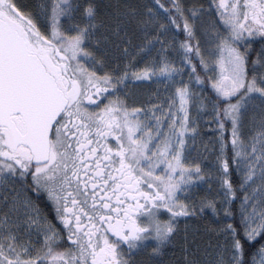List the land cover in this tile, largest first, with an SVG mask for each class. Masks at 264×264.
<instances>
[{"label": "snow or ice", "instance_id": "1", "mask_svg": "<svg viewBox=\"0 0 264 264\" xmlns=\"http://www.w3.org/2000/svg\"><path fill=\"white\" fill-rule=\"evenodd\" d=\"M0 264H264V0H0Z\"/></svg>", "mask_w": 264, "mask_h": 264}, {"label": "trees", "instance_id": "2", "mask_svg": "<svg viewBox=\"0 0 264 264\" xmlns=\"http://www.w3.org/2000/svg\"><path fill=\"white\" fill-rule=\"evenodd\" d=\"M27 3H34L35 0H26ZM103 3H108V0H102ZM204 127L200 128V132H204ZM207 189V185H204L203 188L200 190L201 194H204V191ZM238 206V204H237ZM41 207L42 211L49 217V218H54L55 214L52 211V208L50 205L47 204L45 200H41ZM210 215V213H209ZM189 224L192 226L193 230L190 232L189 231V241L191 243V247L193 251H196L195 248L196 246H205L208 241V237L204 234L203 232V226H204V221L203 220H196V219H191L189 221ZM182 226V225H181ZM183 227V226H182ZM177 242L183 243V232L180 234V236L177 237ZM200 244V245H199ZM173 252H179L178 247L177 248H170L167 255L163 258L165 260H169L168 256L172 254ZM175 257V256H174ZM142 256H138L137 259H142ZM172 259V258H171ZM170 259V260H171Z\"/></svg>", "mask_w": 264, "mask_h": 264}, {"label": "rangeland", "instance_id": "3", "mask_svg": "<svg viewBox=\"0 0 264 264\" xmlns=\"http://www.w3.org/2000/svg\"><path fill=\"white\" fill-rule=\"evenodd\" d=\"M148 87H151V88H155V85H151V86H148ZM162 87V86H161ZM208 117L207 116H204V117H202V119L200 120V124H201V127H204L203 129H204V132H201V136L198 138V139H200V140H202L203 142H208L209 140H210V138H213L214 137V133L212 132V130H211V128H214L215 126L214 125H212V126H210L209 124H208ZM183 226V225H182ZM193 230V228H192V226L190 225V227H189V231L191 232ZM200 245V244H199ZM198 246V245H197ZM197 246H196V248H195V250L197 249ZM200 247V249L202 250L203 249V245L202 246H199ZM172 258V259H171ZM168 259L169 260H165V261H172V260H175L176 259V257H174L172 254H170L169 256H168ZM171 259V260H170Z\"/></svg>", "mask_w": 264, "mask_h": 264}, {"label": "flooded vegetation", "instance_id": "4", "mask_svg": "<svg viewBox=\"0 0 264 264\" xmlns=\"http://www.w3.org/2000/svg\"><path fill=\"white\" fill-rule=\"evenodd\" d=\"M255 47L259 48L260 45H259V44H256ZM39 203H40V207H41V201H40ZM41 209H42V207H41ZM52 211H53V210H52ZM48 219H49L53 224H57V223H58V222L56 221L55 216H54V218H49V217H48Z\"/></svg>", "mask_w": 264, "mask_h": 264}]
</instances>
